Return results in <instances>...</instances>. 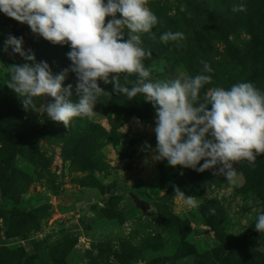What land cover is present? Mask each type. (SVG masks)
Wrapping results in <instances>:
<instances>
[{
	"label": "rangeland",
	"instance_id": "1",
	"mask_svg": "<svg viewBox=\"0 0 264 264\" xmlns=\"http://www.w3.org/2000/svg\"><path fill=\"white\" fill-rule=\"evenodd\" d=\"M222 1L243 3L244 10L225 9ZM146 6L158 18L140 34L151 53L144 59L148 79L195 76L205 61L211 81L200 98L237 82L264 91V0H147ZM220 11L225 16H216ZM14 21L0 13V49L8 34L16 36ZM21 24L25 50L36 62L45 61L53 75L69 67L67 44ZM165 31L182 32L184 39L162 43ZM21 64L18 54L0 50V264H264V232L254 229L264 213V153L254 164L233 162L237 185L215 169L153 161L154 153L142 150L156 144L150 102L139 95L128 100L98 81L109 95L98 98L91 117H75L66 128L42 111L25 110L7 87L9 67ZM135 79L130 74L126 82L120 74L126 86ZM67 84L76 101L74 73L62 87ZM51 100L35 97L34 103ZM174 187L197 206L185 205ZM132 195L149 210L137 208Z\"/></svg>",
	"mask_w": 264,
	"mask_h": 264
},
{
	"label": "clouds",
	"instance_id": "2",
	"mask_svg": "<svg viewBox=\"0 0 264 264\" xmlns=\"http://www.w3.org/2000/svg\"><path fill=\"white\" fill-rule=\"evenodd\" d=\"M146 5L147 0H0V13L70 49L66 53L69 67L53 75L45 61L36 62L32 50L22 48V37L8 34L0 50L7 53L10 49L26 62L9 67L7 87L25 110L42 111L67 128L75 117H91L98 98L109 95L98 81L111 83L113 93L128 100L139 95L155 109L156 144L151 148L145 143L142 149L154 153L153 161L197 172L215 169V175L237 185L240 177L233 162L254 164L264 153V91L251 82H237L229 88H210L200 98L201 88L211 81L205 73L212 69L205 61L195 76L148 79L150 69L144 59L151 53L142 47L140 34L149 33L158 18ZM243 10V3L233 7V11ZM183 39L179 31L159 36L162 43ZM69 72L76 77V101L71 99L73 85L62 87ZM120 74H125L126 82L130 74L136 79L126 86L120 83ZM45 96L51 102L38 107L34 98ZM174 193L188 207L197 206V200L180 188L174 187ZM254 229L264 232V213L257 214Z\"/></svg>",
	"mask_w": 264,
	"mask_h": 264
},
{
	"label": "trees",
	"instance_id": "3",
	"mask_svg": "<svg viewBox=\"0 0 264 264\" xmlns=\"http://www.w3.org/2000/svg\"><path fill=\"white\" fill-rule=\"evenodd\" d=\"M221 6L222 7H225V9H228V10H231V11H233V7H234V4L233 5H231V4H229V3H226V2H224V1H222V3H221ZM195 10H198V11H201L199 8H195ZM223 11H224V9H223ZM223 11H220V13L219 14H217L216 16H218V15H222V16H225V13L223 12ZM202 12V11H201ZM15 24V23H14ZM23 25L20 23V25H15V35L17 36V37H22L23 38V45H22V48L23 49H25L26 48V39H25V37L23 36V33H22V30H21V27H22ZM26 61H24L23 59H22V64L23 63H25Z\"/></svg>",
	"mask_w": 264,
	"mask_h": 264
},
{
	"label": "water",
	"instance_id": "4",
	"mask_svg": "<svg viewBox=\"0 0 264 264\" xmlns=\"http://www.w3.org/2000/svg\"><path fill=\"white\" fill-rule=\"evenodd\" d=\"M14 23H15V25H19V22H17V21H14ZM132 198H133V200H134V203H135V205H136V207L137 208H139V209H141V210H143V211H147V210H149V208H150V206H149V204L146 202V201H144V200H140L137 196H135V195H132Z\"/></svg>",
	"mask_w": 264,
	"mask_h": 264
}]
</instances>
